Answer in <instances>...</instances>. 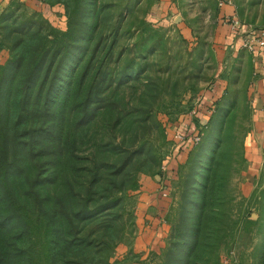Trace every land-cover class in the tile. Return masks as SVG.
Segmentation results:
<instances>
[{"label":"rangeland","instance_id":"obj_1","mask_svg":"<svg viewBox=\"0 0 264 264\" xmlns=\"http://www.w3.org/2000/svg\"><path fill=\"white\" fill-rule=\"evenodd\" d=\"M223 7L264 31V0H0V264H49L27 192L63 199V264H264L259 72Z\"/></svg>","mask_w":264,"mask_h":264},{"label":"trees","instance_id":"obj_2","mask_svg":"<svg viewBox=\"0 0 264 264\" xmlns=\"http://www.w3.org/2000/svg\"><path fill=\"white\" fill-rule=\"evenodd\" d=\"M188 151V150H187ZM186 150H184V152H187ZM190 151V149H189ZM61 182L57 183V185L55 187L57 188H61L66 189L67 185H72V182L68 181L67 179H62L60 180ZM53 184V183H52ZM56 197V196H55ZM22 198V202H20L19 204H17L18 206L25 208L28 207L29 205H32L33 207H36L38 209L41 208V203H45L46 205H51L53 208V214L49 217L46 218V237H47V256L49 257L48 263L49 264H63L64 262L62 260L57 259V256L59 257V252H61L63 249H66L63 246V243L65 240H63V236L67 237V234H63L61 230L66 228V225L61 223V219H57V217L59 216V214H57L56 212H61L60 215L65 216L68 219V223H69V230L71 229L72 232V237H74V240H78V238L76 237V233L74 228L71 225V221H70V217L68 216V214L64 213L63 209L60 206V199H62L61 197H56V199H53L52 197L49 196V194L46 195V198H40V196L38 195H32L31 193L28 194V192L26 193V196L24 197H20ZM73 200L76 202L77 199H75V197H72ZM63 200V199H62ZM116 200H111L109 203V206H113L115 205ZM31 206V207H32ZM77 214V213H76ZM75 218H77V215H75ZM11 223L14 220H10ZM14 229L15 232L12 233V235H15L18 233V230L20 228V225L15 221L14 224ZM12 228V227H11ZM67 229V228H66ZM17 238H15V240H11V242H13V245L17 246L19 241H24L25 245L27 248H29L31 246V240H16ZM75 245L73 243H69V247H67L68 249L70 248H74ZM6 251H10L9 248L6 250H3L4 256L6 254ZM14 251V250H13ZM2 252V248H0V253ZM11 255V251L9 252V256ZM5 258V257H4ZM6 259V258H5Z\"/></svg>","mask_w":264,"mask_h":264},{"label":"built area","instance_id":"obj_3","mask_svg":"<svg viewBox=\"0 0 264 264\" xmlns=\"http://www.w3.org/2000/svg\"><path fill=\"white\" fill-rule=\"evenodd\" d=\"M230 3V1H228ZM230 26L235 33L240 35L241 47L248 51L250 54H254L256 51L264 49V31L251 30L248 26L243 25L235 16L230 19ZM260 69L264 72V56L261 58ZM189 130V129H188ZM188 130L178 131L174 134V140H178L181 143V149L189 150L193 144H196L200 139V134L195 131ZM164 168V166H163ZM166 196V192L161 193Z\"/></svg>","mask_w":264,"mask_h":264},{"label":"crops","instance_id":"obj_4","mask_svg":"<svg viewBox=\"0 0 264 264\" xmlns=\"http://www.w3.org/2000/svg\"><path fill=\"white\" fill-rule=\"evenodd\" d=\"M226 7H227V5H225ZM226 7H223V8H221L220 9V14L221 15H224L225 17H227V16H229V15H231V17L232 16H234L233 15V13H232V11L230 12L229 11V9L228 8H226ZM230 25V24H229ZM229 25H227L228 26V29L231 31V33H232V36L235 38V40H236V44L239 46V47H241V39H240V35L238 34V33H235V31L234 30H232V28H231V26L229 27ZM231 28V29H230ZM251 56H252V60H253V62H254V69L255 70H257V71H255L254 73H253V76H255L256 74H257V72H259L258 73V77L256 78V80L254 81V86L256 87V89L260 92V95L259 96H257L256 95V100H255V111H257L258 112V115H260V116H264V72L260 69V64H261V58H262V56H264V49L263 50H261V51H256L254 54H251ZM212 92H214V90L212 91ZM214 94V93H213ZM213 94H211V95H213ZM183 149H181V152H183L182 151ZM153 185H154V187H156L157 186V184L156 183H154V182H149V184H148V187L150 188V190L151 189H153L152 187H153ZM152 191H154V190H152ZM151 195H152V193H151ZM151 195H146L145 197H146V199L148 198V197H152ZM161 196V197H160ZM158 197H160V198H162V199H165V196H163L162 194H160L159 193V196ZM153 206L151 207L152 209H158V210H162V206H163V204H160L161 206L159 207L158 205L156 206L155 204L156 203H151ZM155 221V219L153 220V222H149V223H147V228L148 227H150V226H152L153 227V225H154V222ZM151 223V224H150Z\"/></svg>","mask_w":264,"mask_h":264}]
</instances>
